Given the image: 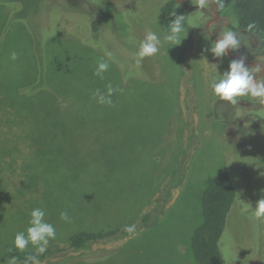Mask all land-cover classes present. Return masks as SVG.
I'll use <instances>...</instances> for the list:
<instances>
[{
  "label": "rangeland",
  "instance_id": "rangeland-1",
  "mask_svg": "<svg viewBox=\"0 0 264 264\" xmlns=\"http://www.w3.org/2000/svg\"><path fill=\"white\" fill-rule=\"evenodd\" d=\"M168 1L0 0L5 60L21 78L33 79L39 70L33 53L38 36L53 88V95L42 96L45 105H35L46 119L49 114L42 121L24 118L22 105L2 102L6 91L0 89V264H12L13 257L23 264L22 257L34 252L31 245L15 250L13 239L26 229L36 206L46 210L45 219L57 232L41 264H189L188 240L201 222V195L223 172L237 196L221 237L225 264H235L234 259L264 264V218H255L249 207L264 198V123L259 120L264 104L240 97L230 105L212 94L210 78L216 70L225 72L231 60L207 51L214 43L205 31L212 13L198 9L196 0H179L174 13L200 27L188 28L180 45L164 46L135 62L139 41L149 30L165 33L156 21ZM226 8L214 6L218 20L209 31L216 38L224 31L219 27H241L232 23L239 22L234 8ZM52 30L68 36L50 37ZM239 30L247 46L256 49L261 42L264 61V33L258 40L256 33ZM78 38L91 49L111 52L103 80L93 75L101 57L78 46ZM12 51L18 53L15 61L9 58ZM244 57L252 59L248 53ZM109 82L120 90L113 106L96 104L91 92L104 91ZM47 123L54 125L52 136L38 134L36 128ZM179 171V184L167 190ZM42 173L51 176L50 183L27 190V179ZM161 198V213L152 224L139 226ZM61 211L68 212L71 223L60 220ZM126 225L136 229L122 236ZM90 235L99 239L71 246L72 238Z\"/></svg>",
  "mask_w": 264,
  "mask_h": 264
},
{
  "label": "trees",
  "instance_id": "trees-1",
  "mask_svg": "<svg viewBox=\"0 0 264 264\" xmlns=\"http://www.w3.org/2000/svg\"><path fill=\"white\" fill-rule=\"evenodd\" d=\"M176 3V0H170L163 4L158 11V23L164 31H166L167 25L173 19H175V16H170V12H174ZM224 5L228 7L226 9L234 8V13L236 11L237 15H239V23L241 27H238L236 29L247 30V24L254 22L256 24V28H254L251 33H256V35L258 36L263 35L264 0H224ZM61 15L60 17H65L63 16L65 15V13H62ZM50 23L51 22H49V24ZM52 31L49 33L48 36H68L66 32L58 33V31L56 32L55 30L53 32ZM34 40L35 41L33 42L35 44V50L33 53L35 60L38 63L39 70L38 75H35L33 79H30V77L26 76H24L25 78L20 77L19 73H17V70L12 65L8 64L5 60L4 54L7 52V50L4 49L3 46H1L0 54L2 53V55L0 56V89L6 91L3 92L4 94L2 95V102H5L6 104L10 105L11 108L17 107V105H22L23 107L21 109L23 111L24 118L28 119L33 118V116H35L42 121V119L47 120L49 114L47 115L46 119L42 114V111L36 110L35 105H45L42 96L44 97V95L47 94H49L48 96H50L51 94L53 95V88H51L52 86H49L46 78V69L48 68L46 63H48V60L43 56V46H45V44L43 43L44 41H40V38L38 36H36ZM76 41L79 43H77L78 46L88 49L90 51L92 50L93 53L100 57H105V54L103 52L96 49H91V47H87L84 44L83 40H79L78 38ZM130 76L131 75L129 74L128 77ZM128 80L130 79H127V81ZM52 85L54 86V88L57 87L56 83H53ZM56 114L57 113L55 111L54 115L56 116ZM261 119L263 121L260 123H264V117ZM255 120L258 119L255 118ZM53 126V124H51L50 126V124L47 123L41 128H35L37 129L38 134L46 133L48 134V136L45 137H49L52 136L51 132L54 131L52 129ZM25 136L26 138H28L27 133L25 134ZM37 150H39V148ZM34 156L37 157L36 154H34ZM42 156L44 155H39V157ZM49 168H51L50 163L45 169ZM180 175L181 171L176 172L174 174L167 186V190L172 187H176L179 184L181 177ZM50 177L51 176L48 173H42V178H35V180L32 179L31 181L27 179L26 184L29 185V187L26 186L27 190H29L31 186H38L42 182H49ZM236 198V192L233 188L231 178L228 173H220L209 180L206 189L201 195V222L197 227L193 229L188 240L189 264H225L226 260L222 257V251L220 252V250H222L221 237L224 228H226V220L228 213ZM34 199L32 198L30 201L27 202L31 203L35 201ZM249 200H251V197L249 198ZM164 202L165 198H161L160 202H158V208L155 210V212L141 218L139 226L152 224L155 220V216L161 213V208L163 207ZM120 234L122 236L130 235V233H127L123 230ZM156 238L158 242L162 241V235ZM98 239L99 236L95 235H90L86 237H74L71 239V246L73 248L78 249L82 247L86 241H94ZM166 241L167 240L163 238V242L165 243ZM29 254L32 253H27L22 257V263L26 255ZM40 258L44 257L40 256L39 259ZM93 261L95 260H91V262ZM233 261L235 262V264H238L235 259Z\"/></svg>",
  "mask_w": 264,
  "mask_h": 264
},
{
  "label": "clouds",
  "instance_id": "clouds-1",
  "mask_svg": "<svg viewBox=\"0 0 264 264\" xmlns=\"http://www.w3.org/2000/svg\"><path fill=\"white\" fill-rule=\"evenodd\" d=\"M195 5L198 9H209L210 5L224 8V0H196ZM202 12V11H201ZM203 13V12H202ZM170 16H175L168 25L165 33L161 37L155 31L149 30L143 40L139 41L138 48L134 53L135 62L140 64L145 57H152L159 53L164 46L167 48L178 46L187 36V29L191 27H200L196 20L189 21L185 15H176L170 12ZM159 13L157 14L158 21ZM156 23L158 24V22ZM234 26L238 27L239 22L236 19L232 20ZM247 31L251 32L256 28V24L249 23L246 26ZM241 46V34L232 29H225L219 38L207 49L214 57L221 58L227 55L228 51H235ZM104 57L99 58L95 62L93 75L104 79V73L109 70L108 60L111 59V52L106 51ZM12 61L17 60L18 53L12 51L9 55ZM264 71V67L257 65L256 72ZM209 87L212 94L220 101L236 105L240 101V97H251L264 104V77H259L250 71V67L246 66L245 58L234 59L229 62L228 69L222 74L216 70V75H213L209 81ZM120 91L114 88L109 82L105 85V90L95 89L91 92V98L98 105L113 106V95ZM252 215L257 219L264 218V198L256 202L255 207H251ZM46 210L41 207H35L29 212L28 226L23 231H18L14 235L13 246L15 250L24 252L31 245L34 249L32 254L26 255L23 264H41L39 257L47 250L50 241L57 238L56 227L49 223L46 219ZM60 220L71 223V218L67 211H61L59 214ZM136 229L135 225H126L124 231L133 233ZM12 251V249H9ZM12 264H16V258H12Z\"/></svg>",
  "mask_w": 264,
  "mask_h": 264
},
{
  "label": "flooded vegetation",
  "instance_id": "flooded-vegetation-1",
  "mask_svg": "<svg viewBox=\"0 0 264 264\" xmlns=\"http://www.w3.org/2000/svg\"><path fill=\"white\" fill-rule=\"evenodd\" d=\"M179 0H176V2H178ZM212 18H213V15H212ZM211 19V18H210ZM209 19V20H210ZM217 20H218V18L216 19V20H214L211 24H210V26H209V29H211V25L213 24V23H215V22H217ZM219 24V23H218ZM220 25V24H219ZM221 30H225V29H223L222 27H219ZM225 28V27H224ZM232 30H234V31H237V32H239L240 34H241V37H245L246 35H244V34H242V31L241 30H239V29H232ZM257 38H258V35H255ZM258 40H259V38H258ZM258 46H257V48L255 49V48H251V47H249V46H247L243 41H241V46H240V48L236 51V54H234V55H240V56H242V57H244V53H248L249 55H251V58L252 59H250V60H246L247 62H258V63H260L261 64V66L262 67H264V61L263 60H261V59H259V56H261V55H263V50H262V45H261V42L260 41H258ZM245 58V57H244ZM248 67H250V68H255L256 69V66H248ZM255 75H257V76H259V77H264V71H262V72H256L255 73ZM252 116V115H251ZM252 117H254V116H252ZM256 119H258V117L256 118ZM259 120H260V122H262L263 120L261 119V118H259ZM255 205H256V202L254 201V204H253V208L255 207ZM260 231H261V229H260ZM260 235H261V232L259 233V234H257V236H256V240H259V238H260ZM258 249V247L257 248H255V249H253L254 251H256Z\"/></svg>",
  "mask_w": 264,
  "mask_h": 264
},
{
  "label": "water",
  "instance_id": "water-1",
  "mask_svg": "<svg viewBox=\"0 0 264 264\" xmlns=\"http://www.w3.org/2000/svg\"><path fill=\"white\" fill-rule=\"evenodd\" d=\"M209 10H210V12L212 13L213 18H211V19L208 21V23L206 24L205 31H206L207 35H208V36H209V37L215 42L217 38L214 37V36L211 34V32L209 31V26H210V24H211L214 20H216V19L218 18V14H217V12L214 10V5H210ZM218 38H219V37H218ZM227 57H228L230 60H234V59H239V58H241L242 56H240V55H233V54H231V51H228V53H227ZM245 64H246V66H257V65H260V66H261V64L258 63V62H247L246 60H245Z\"/></svg>",
  "mask_w": 264,
  "mask_h": 264
}]
</instances>
